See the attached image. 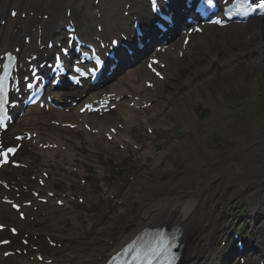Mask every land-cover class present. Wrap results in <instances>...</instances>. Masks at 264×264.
I'll use <instances>...</instances> for the list:
<instances>
[{
  "label": "bare ground",
  "instance_id": "1",
  "mask_svg": "<svg viewBox=\"0 0 264 264\" xmlns=\"http://www.w3.org/2000/svg\"><path fill=\"white\" fill-rule=\"evenodd\" d=\"M27 5L31 11L39 10V6L46 3L49 5L50 0H27ZM12 2L23 3V0H13ZM9 3V0H0V11L4 10V6ZM51 8V7H50ZM52 18L49 20L51 23L55 22V18H60V13L56 10H52ZM143 22L148 28L151 29L150 22L154 20L149 11L146 12L143 7L142 13L138 12ZM116 16V15H115ZM3 13L0 18H4ZM114 18L113 23L110 26V30L114 31H129L128 21L126 19ZM29 24H39L42 26V33L45 37H50L51 34L47 30L46 24L38 21L36 18H29ZM260 22V23H259ZM13 27H17L18 23H11ZM7 24L4 28L0 27V47L9 48L12 43L20 44L19 35L22 32L29 33L32 37L35 34L31 33L26 28L20 27L16 33H10V28ZM209 36L195 40L196 47L190 52L184 53V60L174 58L172 60V68L167 73L169 76H174L175 85H173V91L169 95L163 96L164 105H167L168 110L184 112L180 105L181 98H191L194 94L199 95V90L203 84H206L208 80H203L201 74L204 76L211 75L212 78L219 77L225 78L234 73L245 71L250 66L264 67V20L258 21L257 25L247 24L244 26H231L229 29L221 30L215 33L212 29L207 30ZM204 39V40H203ZM173 46L181 45V39L179 34H173ZM203 41L207 43L205 47L202 46ZM214 48V49H212ZM33 49V48H31ZM170 50V47L168 48ZM213 50L214 53H210ZM142 54L144 52H141ZM197 58L205 59V67L198 68L199 65H195L194 62ZM170 62V61H169ZM140 73L149 78V72L145 70L143 64L138 68ZM134 76H137L134 72ZM124 80H128L126 77ZM199 83H195L197 81ZM136 81L133 82V86ZM123 90L119 92L113 87L111 90L106 87L99 91L102 93H116L117 96L123 95ZM84 90L79 92L70 91L66 93V98L73 99L77 96H81ZM85 102V100H84ZM160 105V103H159ZM176 107V108H174ZM161 117H165L168 113L163 109H159ZM121 120L122 123L129 128L133 123L137 121L133 116L131 110H124V113L115 114L111 113V117L104 119V122H115ZM221 119L218 120L220 122ZM102 122V121H98ZM151 122V121H149ZM153 122L163 125V120H153ZM97 121L95 122V124ZM221 139L223 137L221 136ZM188 153H191L187 150ZM221 156L214 159L209 165L197 162L201 168V171L194 169V175H180L171 182V191L167 195L158 193L157 187L153 183L146 181L147 176L153 167L151 165L145 170V175L139 179L137 186L133 192H129L123 199L125 204L123 208L116 210L110 217V221L107 222L102 232H98L95 236L89 240L79 242L76 233L73 232L68 235H62L57 239L62 240V243H68L74 250L81 253V260H77L74 255L61 254L55 256H49L56 259L58 262H69V264H102L104 260L114 251L119 249L122 244L128 242L135 232L140 228L152 225V224H177L182 230L183 248L181 250L183 258L186 260L189 249L196 244L197 235L201 234L202 228L206 225L203 220L208 218V207L212 210H217V207L213 204V190L227 194L230 190L234 189L237 185L245 188L255 185L258 176L264 177V146L258 149L257 152H249L248 150H227L225 153H220ZM166 153H162L161 156H165ZM207 155V154H206ZM188 158L192 156L187 154ZM157 162V161H156ZM251 186V187H252ZM253 188V187H252ZM186 200H191L194 206L191 212L186 218H180V210L183 203ZM131 203L135 204L132 205ZM256 201L253 202L252 207L255 208ZM130 204L132 207H130ZM211 210V220L209 219L208 232L214 231L217 218H212L213 212ZM13 219V215H12ZM124 220L127 224L126 229H118L119 231L113 237L114 245L108 246L103 240L112 234L113 224ZM208 221V222H209ZM42 223V222H41ZM40 221L35 223L41 224ZM99 230V231H100ZM111 241L112 237H108ZM75 241L76 245L71 244ZM96 242H100L99 246L95 245ZM31 243L34 241L31 239ZM102 256L101 259L99 257ZM1 264V263H0ZM184 264L186 262L184 261Z\"/></svg>",
  "mask_w": 264,
  "mask_h": 264
},
{
  "label": "rangeland",
  "instance_id": "2",
  "mask_svg": "<svg viewBox=\"0 0 264 264\" xmlns=\"http://www.w3.org/2000/svg\"><path fill=\"white\" fill-rule=\"evenodd\" d=\"M63 6L64 3L62 4V7ZM206 78L210 80V82L206 88L202 87L199 97L193 96L191 98H181L180 105L186 110V114L182 113L185 118H181L182 121H177L179 124L176 122V119H180V117H178L176 113H173L174 116L169 118L170 120H174L176 125L181 127L182 131L180 130L176 135L170 132H168L167 135H164V140L170 142V146L168 148H165V146L164 148H161V150L166 149L163 152H168L165 157L153 163L154 156L159 158L161 150L157 149L154 151V148L151 145L154 143L147 141H145V148L143 151L132 156V158L136 161V166L133 169L136 170V178L138 179L147 166L153 164L148 179L157 186L159 191L169 189L172 180V174L177 173L178 175H181L184 171L186 173H194V169L196 168L195 164L198 161L202 164L209 165L214 159H217L221 156L220 153H225L226 150H248L249 152H257L259 148L264 146V88L261 90L259 87V84L261 83L264 85V68L259 69L258 67L250 66L246 72L241 71L234 73L222 79L215 78V81L211 75L206 76ZM244 83H248L251 89L255 90V88H257L260 90L259 93L257 92L258 90L255 91L256 93H254L255 96L250 104V107L248 108L249 113H247V115L245 114V111L227 106L221 100H219V95L223 96L226 89L240 88L244 85ZM208 89H215L216 101H212L208 96L205 95L206 90ZM164 93L169 94V89L165 90ZM154 100H157V97L154 98ZM203 103L207 104V106H205L206 111L214 114L215 116L223 117L221 118L220 122L214 119L208 120V118V121L205 120L204 122L199 123L196 113L197 110H199L198 107H201ZM155 114L156 111L153 110L149 114H139L136 116L138 119L145 120L144 118H152ZM168 124L169 122L167 121L166 127H168ZM151 125L156 131H158V133L161 132L159 131L158 127L154 126L153 124ZM221 136L223 139H221ZM179 137H181L182 140H179ZM76 138H79L86 146L92 144V140L89 137L78 136ZM98 141L99 139H96L94 143H98ZM104 147L109 149L111 152L110 158H102V161H107L108 165H114V161L119 162L120 159L123 160L130 157V155L121 153L110 146L108 148V146L104 145ZM187 150L191 153H188ZM203 153L204 156L202 157L201 154ZM187 154L191 155L192 157L188 158ZM113 157L114 159H112ZM137 164H139L140 170ZM196 169H199V167ZM113 173L117 174L123 185L122 187L115 189L117 192V198L114 202L110 203L108 210L105 212L99 211L98 204H92L96 210V215L91 221H81L79 223H74L71 220L70 223V220L67 219V223L58 226L51 225L46 231L56 236H60L64 233V231H67L68 233L76 231L80 235L84 233V236L89 239L94 229L99 230L100 227L104 228L107 222L111 220L110 217L112 214L116 210L124 207L121 202L127 192L133 191V186L128 183V175L131 173L126 175L124 171L119 169V167H115L112 168V171L107 175V178L112 176L111 174ZM162 185H164V187H162ZM258 188L264 192V184H261ZM242 191L243 190L238 188L234 197L227 198L228 201L226 204L230 203L228 205H236L239 203V205H242L246 208L247 200L241 193ZM237 206L238 205H236V207ZM130 207H132L131 204ZM82 209H84V207H82ZM69 217H71V215L67 216V218ZM92 222L96 223V226H94ZM122 226H125L123 219L113 224L112 233H115L116 229L122 228ZM220 229V227L217 228V231ZM98 232L102 231L100 230ZM217 233L218 232L216 231L214 232V234ZM260 233L261 234L259 237H264V231L261 230ZM201 238L206 242H202L199 248L197 250L191 251V253L194 255H201L203 251H206L211 255L214 254V248L211 245L212 241H210L212 238L211 235H208L204 231L201 234ZM107 239L109 238L105 237V242Z\"/></svg>",
  "mask_w": 264,
  "mask_h": 264
},
{
  "label": "snow or ice",
  "instance_id": "3",
  "mask_svg": "<svg viewBox=\"0 0 264 264\" xmlns=\"http://www.w3.org/2000/svg\"><path fill=\"white\" fill-rule=\"evenodd\" d=\"M208 3L211 4L212 0H208ZM215 23L219 24L220 21L217 20V21H215ZM2 92H3V85H2V82H0V93H2ZM4 102L5 101H4L3 97L0 96V108L3 107ZM14 151H15L14 149H8V152H14ZM3 155L6 157L7 153H4ZM167 249H168L167 245H163L162 247L158 246L156 249L153 250L154 258L156 260H159L160 257L164 256L167 253ZM148 264H152V260H149ZM163 264H172V261L171 260H165V261H163Z\"/></svg>",
  "mask_w": 264,
  "mask_h": 264
}]
</instances>
